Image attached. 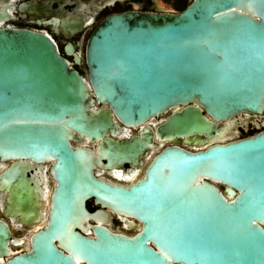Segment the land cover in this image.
<instances>
[{
  "label": "water",
  "instance_id": "water-1",
  "mask_svg": "<svg viewBox=\"0 0 264 264\" xmlns=\"http://www.w3.org/2000/svg\"><path fill=\"white\" fill-rule=\"evenodd\" d=\"M85 61L83 76L45 32L0 24V191L10 176L32 190L44 159L56 178L43 228L16 236L0 218V264H264V129L226 135L264 115V0L108 14ZM168 110L155 131L200 134L201 150L167 146L128 186L93 176L91 151L70 144L101 138L98 151L122 160ZM121 123L141 125L143 139L107 136ZM89 193L123 228L87 210Z\"/></svg>",
  "mask_w": 264,
  "mask_h": 264
},
{
  "label": "flooded vegetation",
  "instance_id": "flooded-vegetation-1",
  "mask_svg": "<svg viewBox=\"0 0 264 264\" xmlns=\"http://www.w3.org/2000/svg\"><path fill=\"white\" fill-rule=\"evenodd\" d=\"M157 10L155 0H0V24L42 31L48 34L54 41L57 51L70 65L81 75L87 74L85 61V46L87 38L99 21L108 14L120 13L126 10ZM3 14V15H2ZM98 19H100L94 26ZM89 31L85 37L86 32ZM84 43L83 50L80 43ZM180 107L176 108V110ZM174 110H168L158 116L155 120L146 124L150 129L144 135H149L145 145L135 150L133 155H126L122 160H109V157L99 150L100 140L86 137H76L70 141L73 148H84L91 151L90 170L98 179L108 183L128 186L139 179L147 164L156 153L167 146L177 145L185 150L196 152L201 150V135L197 133L175 137V141L163 137L157 133L155 128L163 123ZM115 135L108 133L118 142L132 140L133 137H141V125L125 126ZM145 126V125H144ZM143 126V127H144ZM145 126V127H146ZM264 129V115H246L238 118L226 135L232 138H240L251 135ZM54 159H44L37 163L28 174H34L36 183L30 182L32 191L38 193L39 218L37 224L26 225L21 222V213L11 211L6 207L5 190L0 191L2 202H0V218L4 219L14 235H23L36 227L43 228L50 211V200L52 191L56 185L55 172L51 169ZM84 205L89 212L95 210L103 211L111 221V229L123 228V222L118 214L108 207L99 204L93 195L82 196ZM13 205V202L10 203ZM93 220H83V227L88 228V223ZM115 222L118 224L115 225ZM16 247V246H14ZM19 248V247H18Z\"/></svg>",
  "mask_w": 264,
  "mask_h": 264
},
{
  "label": "rangeland",
  "instance_id": "rangeland-1",
  "mask_svg": "<svg viewBox=\"0 0 264 264\" xmlns=\"http://www.w3.org/2000/svg\"><path fill=\"white\" fill-rule=\"evenodd\" d=\"M189 1V0H188ZM155 7L157 10L162 11H172L178 12L171 2H165L163 0H155ZM98 19L93 26L99 21ZM89 31L86 32L85 37L88 35ZM84 43H80V48L83 50ZM13 177L10 176L6 182L3 184V188H5V199H6V207L11 211H19L21 213L22 219H31L36 217L39 214V205H38V193L37 191H32L29 189L24 188V184H21L16 181V179H12ZM20 190V191H19ZM19 191V192H18ZM22 191L24 194H22ZM18 192V193H17ZM17 193V194H16ZM18 196V199L15 197ZM13 201V205L10 204ZM25 234L24 232L22 233ZM22 247V245H19Z\"/></svg>",
  "mask_w": 264,
  "mask_h": 264
},
{
  "label": "trees",
  "instance_id": "trees-1",
  "mask_svg": "<svg viewBox=\"0 0 264 264\" xmlns=\"http://www.w3.org/2000/svg\"><path fill=\"white\" fill-rule=\"evenodd\" d=\"M165 2H171L173 4V6L181 11L183 8H185V6L188 4V0H163Z\"/></svg>",
  "mask_w": 264,
  "mask_h": 264
},
{
  "label": "bare ground",
  "instance_id": "bare-ground-1",
  "mask_svg": "<svg viewBox=\"0 0 264 264\" xmlns=\"http://www.w3.org/2000/svg\"><path fill=\"white\" fill-rule=\"evenodd\" d=\"M37 228V227H36Z\"/></svg>",
  "mask_w": 264,
  "mask_h": 264
}]
</instances>
